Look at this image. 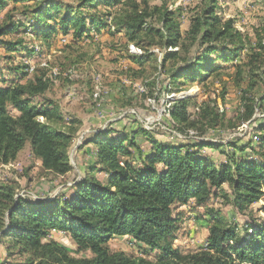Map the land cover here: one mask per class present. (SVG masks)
<instances>
[{"label":"trees","instance_id":"16d2710c","mask_svg":"<svg viewBox=\"0 0 264 264\" xmlns=\"http://www.w3.org/2000/svg\"><path fill=\"white\" fill-rule=\"evenodd\" d=\"M11 1L13 7H9ZM216 2L210 0L191 18L183 36L177 12L165 5H150L147 0H81L78 6L57 0H0V47L9 53L31 55L35 50L23 39L13 42L6 37L31 34L33 39L49 42L57 33H71L79 41L110 28L125 33L127 42L141 49L140 54L127 51V59L135 66L129 73L135 79L145 72L147 64L158 59L152 50L162 52L159 66L168 75L164 91L180 89L185 77L206 79L217 69L214 54L233 62L246 50L250 52L246 61L235 64L229 76L242 97L236 120L252 124L257 109L264 112V98L260 102L257 99V90L264 86V26L256 31V42L251 43L233 19L218 17ZM100 5L106 8L104 13L97 11ZM112 8L115 11H108ZM176 47L178 51L170 50ZM28 69L29 65H23L12 72L20 73L18 80H25ZM35 73L25 83L12 81L0 87V166L16 161L29 143L45 171L65 177L73 171L69 152L80 130L54 128V123L65 120L56 105H33V100L44 97L51 86L46 71ZM193 99H174L169 109V125L188 136L187 143L159 141L143 126L133 133L106 129L88 139L86 144L96 148L95 163L70 187L74 193L69 197L32 202L18 196L13 187L0 185V243L7 246L8 256L20 257L21 264H264V225L245 224L244 231L251 233L241 239L238 227L233 229L214 211L207 221L205 247L188 254L174 247L178 232V219L173 217L175 204H187L192 199L203 204L213 189L222 190L225 185L232 190L230 204L240 212L264 198V160L255 159L264 151V123L253 128L255 138L246 148L238 149L232 142L190 140V131L196 127L203 130L202 134L236 127L221 112L217 99L203 102L196 118L191 117ZM10 109L18 115H12ZM138 135L149 142L150 153L137 145ZM129 148L136 149L137 155ZM223 148L242 154L250 149L254 157H230ZM205 149L222 150L226 164L216 165L203 154ZM137 159L139 166L134 165ZM99 166L107 176L106 183L93 174ZM53 232L68 235L77 253L89 251L92 258L75 257L71 249L52 239ZM115 237H130L162 255L150 261L111 252L109 243Z\"/></svg>","mask_w":264,"mask_h":264},{"label":"rangeland","instance_id":"374dc122","mask_svg":"<svg viewBox=\"0 0 264 264\" xmlns=\"http://www.w3.org/2000/svg\"><path fill=\"white\" fill-rule=\"evenodd\" d=\"M57 1L71 6H78L81 2V0ZM147 1L150 5H165L177 12L183 36L189 29L191 18L210 4V0ZM16 4L22 5L20 2ZM13 5L14 2L11 1L9 7ZM216 7V14L221 20L233 19L235 27L248 37L251 43L256 42V31L264 26V0H217ZM98 9L99 13L106 11L104 5H100ZM108 11H115V8ZM85 13H89L88 10H85ZM156 23L158 25V22ZM90 35L92 36L77 41L71 33L68 36L57 33L49 42L33 39L31 34H13L6 37L13 42L23 39L29 49L35 50L31 55L26 52L9 53L4 47H0V87H5L12 81L25 83L36 74V70L46 71L48 78L51 79L50 89L44 97L34 99L33 105L38 108L56 105L65 120L54 123V128L62 131L80 130L69 152L73 171L65 177H58L45 171L41 160L33 155L29 143L16 161L0 166V185L13 187L18 196L32 202H48L57 196L73 195L74 191L70 187L80 182L85 176L86 168L95 163L96 148L87 145L86 141L106 129L133 133L141 126L145 129L148 126L150 130H147L152 131L159 141L187 143L188 136L179 131L175 132L169 125V121H172L169 114L172 100L187 95L194 98L189 105L191 117L196 118L203 102L217 99L221 112H224L226 119L236 126L235 128L228 126L219 131L210 130L206 134H202L203 130L196 127L194 131H190L189 136L192 137L190 140L215 141L220 144L232 142L238 149L246 148L255 138L253 128L264 123V112L258 109L254 118L256 121L252 124L236 120L242 97L229 75L234 72L235 64H239L241 60L246 61L250 52L241 51L239 60L233 62H227L220 59L219 54H214L212 59L217 69L206 79L191 80L185 77L182 81L186 83L180 89L174 87L164 91L168 75L159 66L162 59L161 51L152 50L158 55V59L147 64L145 72L135 79L129 73L134 65L127 59V51L129 49L130 52L140 54L141 49L134 43H128L125 33H117L106 28ZM178 49L176 47L170 50ZM23 65H29V69L34 68V71L30 72L28 69L29 78L18 80L20 73L12 71L19 67L22 69ZM257 91V99L260 102V99L264 98V86L261 85ZM223 96L224 101L221 99ZM10 112L14 116L18 115L13 109H10ZM135 119L140 121L137 123ZM141 121H144V125L148 122L149 124L145 127ZM229 121H226V125ZM95 124L97 126H94ZM173 124L175 125L174 122ZM135 141L145 153H150L151 145L144 136L138 135ZM126 145L129 147V142ZM129 149L137 155L136 149ZM223 150L230 157L235 154L238 159L246 155L254 157L250 149L243 154L239 150L228 148ZM221 151L205 149L203 154L220 166L227 162ZM261 154H256L255 159L264 160V151ZM138 164L139 159L134 162V165ZM96 169L94 176L102 183H106L107 176L100 171L101 167ZM232 198L231 188L225 185L222 190L213 189L211 196L203 204H199L195 199L187 204H175L173 217L178 219V232L174 247L182 254L193 253L205 247L209 235L207 221L212 211L233 229L238 227L237 233L241 239H247L251 233L246 234L243 229L245 224L255 227L264 225V198L243 212L230 204ZM52 239L71 249L75 257L92 258L89 251L77 253V246L64 233L53 232ZM6 247L0 243V264H21L20 257L8 256ZM109 248L111 252H123L128 256L150 261H157L162 255L160 251L152 250L130 237L113 238Z\"/></svg>","mask_w":264,"mask_h":264},{"label":"built area","instance_id":"2783aa9c","mask_svg":"<svg viewBox=\"0 0 264 264\" xmlns=\"http://www.w3.org/2000/svg\"><path fill=\"white\" fill-rule=\"evenodd\" d=\"M141 123L144 125L145 123H144V121H141ZM149 124V122L147 123V125ZM147 125H144L145 127L147 126ZM147 129H149L148 128V126L146 127ZM150 130V129H149Z\"/></svg>","mask_w":264,"mask_h":264},{"label":"bare ground","instance_id":"6f19581e","mask_svg":"<svg viewBox=\"0 0 264 264\" xmlns=\"http://www.w3.org/2000/svg\"><path fill=\"white\" fill-rule=\"evenodd\" d=\"M29 71H30V72H33V71H34V68L29 69Z\"/></svg>","mask_w":264,"mask_h":264},{"label":"water","instance_id":"95a60500","mask_svg":"<svg viewBox=\"0 0 264 264\" xmlns=\"http://www.w3.org/2000/svg\"><path fill=\"white\" fill-rule=\"evenodd\" d=\"M188 96V95H187ZM181 98H185V96L184 97H181Z\"/></svg>","mask_w":264,"mask_h":264},{"label":"crops","instance_id":"0c3cea01","mask_svg":"<svg viewBox=\"0 0 264 264\" xmlns=\"http://www.w3.org/2000/svg\"><path fill=\"white\" fill-rule=\"evenodd\" d=\"M94 126H97L96 124Z\"/></svg>","mask_w":264,"mask_h":264}]
</instances>
